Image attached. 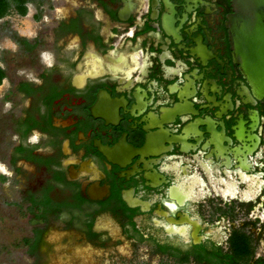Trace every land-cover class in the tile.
Returning <instances> with one entry per match:
<instances>
[{
  "label": "flooded vegetation",
  "instance_id": "af4514ba",
  "mask_svg": "<svg viewBox=\"0 0 264 264\" xmlns=\"http://www.w3.org/2000/svg\"><path fill=\"white\" fill-rule=\"evenodd\" d=\"M53 2L55 36L10 37L29 66L3 95L0 185L27 203L29 253L264 264V96L235 60L232 0Z\"/></svg>",
  "mask_w": 264,
  "mask_h": 264
},
{
  "label": "rangeland",
  "instance_id": "374dc122",
  "mask_svg": "<svg viewBox=\"0 0 264 264\" xmlns=\"http://www.w3.org/2000/svg\"><path fill=\"white\" fill-rule=\"evenodd\" d=\"M49 2L50 5L49 3L44 4V6L48 9L42 8L41 10L37 5L38 2L31 3L29 4V11L27 15L23 16L17 13V11H13L10 13V17L6 18V20L5 18L2 19L1 21L3 24H1L2 28L0 29V45H5L9 42L15 45V42L11 40L10 37L5 36L8 30H17L21 35H29L30 37L36 32L41 33L42 30L49 28L50 37L55 36L52 31L53 23L50 22L45 24L43 18L47 15L50 20H53V8L57 5V3L53 2V0H49ZM30 11L32 13L31 15H29ZM38 14H41V19L34 20L33 16H37ZM17 49V45H15V50L11 47H0V57L2 59L0 65L6 70L8 75L7 78H4L2 84L0 85V140H4V142L1 143V149L4 153L2 154V152H0V163L5 165L7 163V154L10 151L11 141H5L3 137L8 131L10 132L11 128L8 129V125L4 123V118L6 117L3 116L2 111L5 105L9 108L11 103L4 102L3 95L10 87V81L17 78L14 74V69L18 68L19 70H22L27 69L29 66L28 61L25 57H23L24 55L21 56V51L15 53ZM28 73L33 75L32 71ZM5 80L8 81L7 86L4 85ZM12 189H14L12 191L14 193L15 188L12 187ZM6 192L0 185V264H32L36 259L40 260L41 264H44L43 256L30 254L28 251V244L24 241L25 237L31 235L33 225L32 221H30L27 203L21 201L19 202L21 203L20 205H13V202H11V200L14 199L13 193L11 191L10 193H8V191ZM144 257L151 260L149 255H145ZM117 262H122V259L116 260V258L109 259V257H104L100 260V264H118ZM152 262L158 264L160 263V258L158 256H154L152 258ZM123 264L127 263L123 261Z\"/></svg>",
  "mask_w": 264,
  "mask_h": 264
},
{
  "label": "water",
  "instance_id": "95a60500",
  "mask_svg": "<svg viewBox=\"0 0 264 264\" xmlns=\"http://www.w3.org/2000/svg\"><path fill=\"white\" fill-rule=\"evenodd\" d=\"M228 17L235 60L253 87L264 96V0H232Z\"/></svg>",
  "mask_w": 264,
  "mask_h": 264
},
{
  "label": "trees",
  "instance_id": "16d2710c",
  "mask_svg": "<svg viewBox=\"0 0 264 264\" xmlns=\"http://www.w3.org/2000/svg\"><path fill=\"white\" fill-rule=\"evenodd\" d=\"M37 0H0V20L10 15L11 12L17 11L20 15H27L29 11V4L36 3ZM42 3V0L39 1V4ZM39 17V16H38ZM10 36L22 44H28L26 38L19 37L16 32L8 30ZM0 57V62H1ZM4 78H6V70L0 65V85L2 84Z\"/></svg>",
  "mask_w": 264,
  "mask_h": 264
},
{
  "label": "clouds",
  "instance_id": "9594fccd",
  "mask_svg": "<svg viewBox=\"0 0 264 264\" xmlns=\"http://www.w3.org/2000/svg\"><path fill=\"white\" fill-rule=\"evenodd\" d=\"M57 13H58L57 18L58 19L62 18V10L61 9H57ZM31 14L32 13L30 11L29 15H31ZM44 19L47 21L49 18L45 17ZM0 47H11V48H13V50H15V45L12 44L11 42L6 43L5 45H0ZM43 56H44V60L47 63L48 67H52L53 66V58H52L51 54L50 53H44ZM4 85L5 86L8 85V81L7 80L4 81ZM0 174L6 175V176H11L12 175V173L8 170V168L5 165H3V164H0ZM262 253H264V247L261 248L260 252H257V258H259Z\"/></svg>",
  "mask_w": 264,
  "mask_h": 264
},
{
  "label": "crops",
  "instance_id": "0c3cea01",
  "mask_svg": "<svg viewBox=\"0 0 264 264\" xmlns=\"http://www.w3.org/2000/svg\"><path fill=\"white\" fill-rule=\"evenodd\" d=\"M8 17H10V16H9V15L6 16V17H5V20H6V18H8ZM3 19H4V18H3ZM1 20H2V19H1ZM1 20H0V29L2 28L1 24H3ZM18 30H19V27H18ZM8 32H9V31L6 32L5 36L11 37L10 34H9ZM8 39H9V38H8ZM15 45H16V43H15ZM17 46H18V45H17ZM1 164H2V163H1Z\"/></svg>",
  "mask_w": 264,
  "mask_h": 264
},
{
  "label": "bare ground",
  "instance_id": "6f19581e",
  "mask_svg": "<svg viewBox=\"0 0 264 264\" xmlns=\"http://www.w3.org/2000/svg\"><path fill=\"white\" fill-rule=\"evenodd\" d=\"M1 164V163H0Z\"/></svg>",
  "mask_w": 264,
  "mask_h": 264
}]
</instances>
